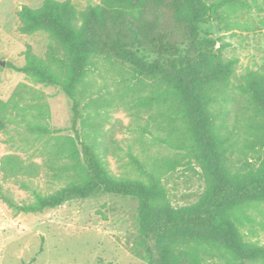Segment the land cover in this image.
Segmentation results:
<instances>
[{"label": "rangeland", "instance_id": "374dc122", "mask_svg": "<svg viewBox=\"0 0 264 264\" xmlns=\"http://www.w3.org/2000/svg\"><path fill=\"white\" fill-rule=\"evenodd\" d=\"M44 1L0 0V61L23 66L27 46L33 55L44 59L46 34H21L17 17L22 5L37 9ZM69 1L78 11L99 4V0ZM217 1L220 0L205 3ZM227 1L215 17L200 25L199 39L218 41L203 51L219 55L224 62H235L228 99L215 105L214 111L217 121L234 131L229 161L234 171L244 174L256 171L263 158V148L254 137L259 133L257 119L241 87L247 74L264 65V0ZM165 23H172L169 14L162 19V25ZM138 25L156 37L150 18L138 19ZM176 42L169 47L145 42L134 50L147 62L184 64L190 53L180 40ZM221 45L223 48L219 49ZM85 82L86 99L78 129L82 135L94 136L96 132L101 156L112 175L144 179L131 164V155L143 166L145 174L153 173L160 179L173 207L196 202L205 190V182L198 164L183 149V145L188 146L183 143V125L171 122L166 106L144 100L159 88L158 77L138 78L131 66L108 57L98 60L97 69L88 74ZM19 88L31 95L23 103L27 110L36 105L47 110V117L38 119L39 123L49 129L69 127L70 102L55 86L35 83L28 75L6 65L0 67V100L6 101ZM52 143V135L38 137L19 122L7 125L0 133V159L12 157L18 168L15 176L0 169V191L17 203H30V191L21 189L19 183L50 195L69 182L70 177L64 173L54 177ZM137 209L134 197L102 191L86 198L72 197L59 207L35 214H15L0 201V264H147ZM234 215L243 240L264 247V201L243 205ZM206 264L225 263L212 258Z\"/></svg>", "mask_w": 264, "mask_h": 264}, {"label": "trees", "instance_id": "16d2710c", "mask_svg": "<svg viewBox=\"0 0 264 264\" xmlns=\"http://www.w3.org/2000/svg\"><path fill=\"white\" fill-rule=\"evenodd\" d=\"M228 2L207 5L205 0H99L98 5L81 11L69 0H45L37 9L22 5L17 12L18 31L24 35L46 34L47 50L40 59L27 46L23 66H6L28 75L35 83L55 86L70 102L72 118L67 128L49 129L37 121L47 117V110L39 105L29 108L31 112L27 110L23 103L31 95L19 88L6 101L0 100V133L7 125L19 122L38 137L52 135L54 177L64 173L70 181L50 195L19 183L21 189L30 191V203H17L1 191L0 201L15 214H35L59 207L72 197L86 198L95 191L134 197L147 264H206L212 258L225 264H264V247L243 240L234 215L243 205L264 201V65L247 74L241 87L257 119L259 133L254 137L263 148V158L256 171L241 174L229 161L234 131L217 121L214 111L215 105L228 99L235 62H224L219 55L203 51L218 41L199 39L200 25L215 17ZM166 14L171 25H162ZM144 17L153 21L155 38L138 25V19ZM176 40L190 53L184 64L147 62L134 50L145 42L169 47ZM108 57L131 66L138 78L158 77L159 88L144 100L166 106L171 122H179L185 129L183 143L188 146L183 145V149L198 164L205 182L204 192L193 204L173 207L160 179L153 173L145 174L131 155V164L144 179L113 176L101 156L96 132L89 136L79 131L85 80L97 69L98 60ZM17 168L12 157L0 159L4 174L15 176Z\"/></svg>", "mask_w": 264, "mask_h": 264}, {"label": "water", "instance_id": "95a60500", "mask_svg": "<svg viewBox=\"0 0 264 264\" xmlns=\"http://www.w3.org/2000/svg\"><path fill=\"white\" fill-rule=\"evenodd\" d=\"M6 65V63L4 61H0V67H4Z\"/></svg>", "mask_w": 264, "mask_h": 264}]
</instances>
